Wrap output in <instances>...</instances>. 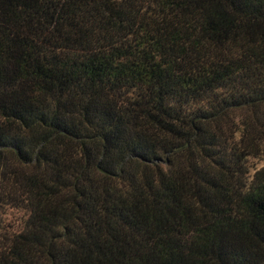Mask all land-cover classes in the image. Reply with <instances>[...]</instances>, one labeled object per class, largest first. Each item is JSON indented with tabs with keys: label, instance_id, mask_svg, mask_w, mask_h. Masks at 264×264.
<instances>
[{
	"label": "trees",
	"instance_id": "1",
	"mask_svg": "<svg viewBox=\"0 0 264 264\" xmlns=\"http://www.w3.org/2000/svg\"><path fill=\"white\" fill-rule=\"evenodd\" d=\"M264 0H0V264H264Z\"/></svg>",
	"mask_w": 264,
	"mask_h": 264
},
{
	"label": "rangeland",
	"instance_id": "2",
	"mask_svg": "<svg viewBox=\"0 0 264 264\" xmlns=\"http://www.w3.org/2000/svg\"><path fill=\"white\" fill-rule=\"evenodd\" d=\"M264 165V157L260 159H250L249 166L251 167L252 171L254 168H259Z\"/></svg>",
	"mask_w": 264,
	"mask_h": 264
}]
</instances>
